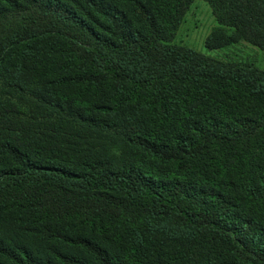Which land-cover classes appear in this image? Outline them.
I'll return each mask as SVG.
<instances>
[{"label":"trees","instance_id":"16d2710c","mask_svg":"<svg viewBox=\"0 0 264 264\" xmlns=\"http://www.w3.org/2000/svg\"><path fill=\"white\" fill-rule=\"evenodd\" d=\"M195 1L0 0V264H264V70L175 44Z\"/></svg>","mask_w":264,"mask_h":264},{"label":"rangeland","instance_id":"374dc122","mask_svg":"<svg viewBox=\"0 0 264 264\" xmlns=\"http://www.w3.org/2000/svg\"><path fill=\"white\" fill-rule=\"evenodd\" d=\"M217 27L219 25L209 4L203 0H196L180 26L174 43L223 62L251 64L264 70V51L248 43L241 42L224 49L210 51L206 42Z\"/></svg>","mask_w":264,"mask_h":264}]
</instances>
